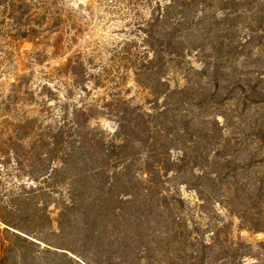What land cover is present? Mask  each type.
<instances>
[{
    "label": "trees",
    "instance_id": "1",
    "mask_svg": "<svg viewBox=\"0 0 264 264\" xmlns=\"http://www.w3.org/2000/svg\"><path fill=\"white\" fill-rule=\"evenodd\" d=\"M107 1L109 9L119 6V16L128 17L126 27L134 33L117 56L120 85L130 69L153 96L157 92L144 77L157 75L170 62L198 59L199 7L213 8V0ZM223 4L229 7L227 0ZM85 11L87 4L68 8L60 0H0V74L14 73L15 79L0 85V165L5 164L0 170V222L5 225L0 264H83L70 253L100 264L98 250L105 239L119 242V193L130 198L124 201L131 204L127 209L138 203L134 208L140 213L173 199L165 188V145L161 140L154 149L149 143L154 119L149 108L122 99L117 109L87 101L88 84L103 85L111 75L109 65L94 75L92 54L80 46L57 66L42 65L48 47L57 55L76 44V14ZM24 42L33 49L21 57ZM26 66L29 73H19ZM185 90V83H177L165 92V97L175 96V111L189 104L183 100ZM157 112L163 119L165 112ZM100 115L114 128L94 125ZM135 142L145 151L141 158L133 150ZM133 172L142 186H135ZM119 179L124 181L120 190ZM90 248L97 251L86 260Z\"/></svg>",
    "mask_w": 264,
    "mask_h": 264
},
{
    "label": "rangeland",
    "instance_id": "2",
    "mask_svg": "<svg viewBox=\"0 0 264 264\" xmlns=\"http://www.w3.org/2000/svg\"><path fill=\"white\" fill-rule=\"evenodd\" d=\"M227 1V9L225 0H213V8L199 7L198 59L176 60L144 77L157 92L151 96L130 69L121 85L117 79L122 42L134 35L126 27L128 17L119 16V6L109 9L107 0H60L68 8L87 4L89 11L76 14V44L57 55L48 47L42 65L65 62L77 46L92 54L94 75L109 65L111 75L103 85L88 84L87 101L117 109L122 99L149 108L154 116L149 143L155 149L162 140L169 160L165 188L173 199L140 213L134 208L138 203L127 209L131 204L124 201L130 198L119 193V242L105 239L98 250L100 264H264V0ZM48 42L54 44L53 37ZM32 49V43L24 42L21 57ZM40 66L34 68L35 76ZM29 67L19 73L28 74ZM13 76L0 74V85L13 82ZM210 76L217 84L209 82ZM177 83L186 84L183 100L189 104L175 111V96L165 97V92ZM157 111L165 112L163 119ZM93 124L114 128L105 115ZM135 144L141 158L145 151ZM134 183L142 186L136 176ZM123 185L119 179V190ZM4 227L0 222L1 232ZM88 251L86 260H93L97 250Z\"/></svg>",
    "mask_w": 264,
    "mask_h": 264
}]
</instances>
